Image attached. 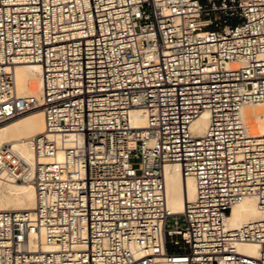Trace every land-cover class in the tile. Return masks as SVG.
Listing matches in <instances>:
<instances>
[{
    "label": "built area",
    "instance_id": "1",
    "mask_svg": "<svg viewBox=\"0 0 264 264\" xmlns=\"http://www.w3.org/2000/svg\"><path fill=\"white\" fill-rule=\"evenodd\" d=\"M23 63L41 66L40 96L18 94ZM248 104L264 105V0H0V124L45 120L32 160L0 147V178L36 192L32 210H0V264H264V135ZM172 163L196 183L182 213ZM248 196L262 216L228 226Z\"/></svg>",
    "mask_w": 264,
    "mask_h": 264
},
{
    "label": "bare ground",
    "instance_id": "2",
    "mask_svg": "<svg viewBox=\"0 0 264 264\" xmlns=\"http://www.w3.org/2000/svg\"><path fill=\"white\" fill-rule=\"evenodd\" d=\"M15 80L20 96H40L42 93V69L37 63L18 64L15 68ZM243 115L250 130L255 135H264V105L248 104L243 107ZM134 127H144L147 123L146 110L135 108L131 114ZM208 125V114L199 117L192 129L202 134ZM45 129L43 110L37 108L17 118L0 124V147L9 143L27 160H32L34 152L32 139ZM62 157V156H60ZM166 194L171 213H182L186 204L196 196V183L193 177L185 176L178 163L165 168ZM35 187L30 181L0 178V210H32L35 206ZM262 216L255 196H248L232 207L228 215L227 225L236 227L242 223ZM238 249L245 254L255 255L258 245L254 242H242Z\"/></svg>",
    "mask_w": 264,
    "mask_h": 264
},
{
    "label": "rangeland",
    "instance_id": "3",
    "mask_svg": "<svg viewBox=\"0 0 264 264\" xmlns=\"http://www.w3.org/2000/svg\"><path fill=\"white\" fill-rule=\"evenodd\" d=\"M36 110V109H35ZM24 114H26V113H24Z\"/></svg>",
    "mask_w": 264,
    "mask_h": 264
}]
</instances>
